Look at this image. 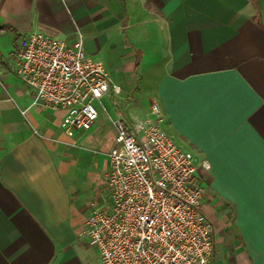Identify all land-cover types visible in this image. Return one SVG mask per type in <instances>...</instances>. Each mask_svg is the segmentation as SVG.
I'll list each match as a JSON object with an SVG mask.
<instances>
[{
  "label": "crops",
  "instance_id": "0c3cea01",
  "mask_svg": "<svg viewBox=\"0 0 264 264\" xmlns=\"http://www.w3.org/2000/svg\"><path fill=\"white\" fill-rule=\"evenodd\" d=\"M74 40L120 91L67 136L14 72L16 38ZM161 125L207 189L213 264H264V0H0V264H101L86 229L118 112Z\"/></svg>",
  "mask_w": 264,
  "mask_h": 264
},
{
  "label": "built area",
  "instance_id": "2783aa9c",
  "mask_svg": "<svg viewBox=\"0 0 264 264\" xmlns=\"http://www.w3.org/2000/svg\"><path fill=\"white\" fill-rule=\"evenodd\" d=\"M14 72L32 103L63 113L67 136L89 130L95 103L118 93L100 59L81 36L70 41L43 32L16 38ZM109 169L90 201L83 236L101 264H213V222L204 213L207 189L196 160L161 125L156 103L144 118L118 112Z\"/></svg>",
  "mask_w": 264,
  "mask_h": 264
},
{
  "label": "rangeland",
  "instance_id": "374dc122",
  "mask_svg": "<svg viewBox=\"0 0 264 264\" xmlns=\"http://www.w3.org/2000/svg\"><path fill=\"white\" fill-rule=\"evenodd\" d=\"M102 103L104 105L103 107L99 103H95V104H96L97 108L99 109L100 113L106 117L107 116L106 111H108V109H109V104L104 99H103Z\"/></svg>",
  "mask_w": 264,
  "mask_h": 264
}]
</instances>
